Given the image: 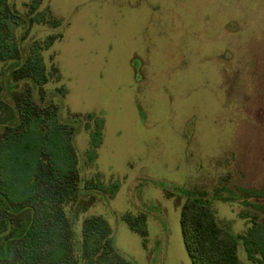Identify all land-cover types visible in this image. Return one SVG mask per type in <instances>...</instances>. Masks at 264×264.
Masks as SVG:
<instances>
[{
    "label": "rangeland",
    "instance_id": "1",
    "mask_svg": "<svg viewBox=\"0 0 264 264\" xmlns=\"http://www.w3.org/2000/svg\"><path fill=\"white\" fill-rule=\"evenodd\" d=\"M5 1L20 21L0 26L17 49L14 59L0 49V140H24L0 151L11 198L0 205L23 229L38 220L18 206L43 153L65 166L51 112L80 176L64 206L76 264H89L90 217L105 220L121 264H192L190 200L240 238L241 263L264 264V226L252 232L264 223V0Z\"/></svg>",
    "mask_w": 264,
    "mask_h": 264
},
{
    "label": "trees",
    "instance_id": "2",
    "mask_svg": "<svg viewBox=\"0 0 264 264\" xmlns=\"http://www.w3.org/2000/svg\"><path fill=\"white\" fill-rule=\"evenodd\" d=\"M14 19L17 25L20 17L7 7L5 0H0V26L8 30L9 22L15 21ZM11 39L12 36L5 41L0 35V49L8 58L14 59L17 58V49ZM22 70L23 67L16 71V74ZM41 76L43 77L42 73ZM40 111L41 109H38L37 113ZM47 120V135L59 140L60 144L57 142L56 148L63 153L65 166L57 168L55 160L50 158L47 152L43 153L35 176V188L18 206L19 210L30 209L39 215L33 229H23L24 223L16 220L11 212L0 205V264H20L22 261L27 264H76L71 241L72 226L64 206L79 193L77 159L73 156L74 149L70 141L66 140V132L57 117L49 112ZM36 121L35 125L43 122V119L38 117ZM23 140L24 138L19 136L5 137L0 140V151ZM5 186L4 178L0 176V194L10 202L11 198L5 192ZM263 224L255 223L252 232L261 233ZM181 225L185 247L192 264H243L237 253L240 238L220 228L215 214L206 205L192 200L187 202L182 210ZM251 241L252 236L250 241L246 242L249 258L253 257L255 251ZM261 245L260 255L264 261V242ZM31 248H34V251L28 252ZM82 249L89 264H121L112 252L106 223L102 217H90L85 220L82 227ZM8 250L11 253H8ZM11 255L14 261L10 258ZM16 259L20 261H15Z\"/></svg>",
    "mask_w": 264,
    "mask_h": 264
}]
</instances>
